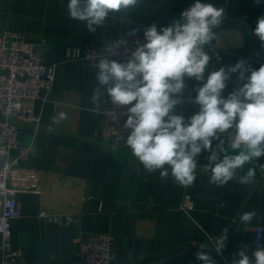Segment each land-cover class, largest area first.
Returning a JSON list of instances; mask_svg holds the SVG:
<instances>
[{
  "label": "crops",
  "instance_id": "crops-1",
  "mask_svg": "<svg viewBox=\"0 0 264 264\" xmlns=\"http://www.w3.org/2000/svg\"><path fill=\"white\" fill-rule=\"evenodd\" d=\"M68 0H0V28L22 32L26 39L40 48L46 63L56 64L50 99L36 102L40 125H21V140L31 149L21 170L33 171L37 180L30 190L20 192L23 216L12 220L11 246L22 252L21 264H81L77 256L79 241L90 232H109L114 236L116 259L112 264H202L197 261L199 245L210 247L227 229L228 239L216 262L229 264L241 246L252 259L255 229L264 227V172L254 161L255 182L241 185L236 179L223 186L210 184V172L204 165L208 152L197 157L196 179L191 186L174 183L171 176L162 181L159 172L148 173L130 149L111 145L98 139L102 114L90 97L96 84V69L79 61L66 60L70 49L114 39L120 32L143 30L156 23L158 31L180 18L195 0H143V8L128 17L113 18L108 26L90 33L83 22L71 20L67 14ZM224 9L223 23L214 42L226 44L228 52L211 66L234 65L243 59L259 69L255 57L264 48L252 35L259 17L264 16V0H201ZM187 85L183 104L176 114L193 115L198 105L188 103L202 84L185 78ZM237 76L224 91V96L238 87ZM105 97L101 109L108 103ZM64 113L65 119L52 124L51 118ZM216 142H213L215 146ZM20 170V168H19ZM23 173V171H22ZM19 171L9 183L18 184ZM190 194L193 207L179 206ZM70 214L75 217L64 225L40 217ZM255 210L257 217L243 224L239 216ZM131 253V260L128 254ZM2 254L0 252V264Z\"/></svg>",
  "mask_w": 264,
  "mask_h": 264
},
{
  "label": "clouds",
  "instance_id": "clouds-1",
  "mask_svg": "<svg viewBox=\"0 0 264 264\" xmlns=\"http://www.w3.org/2000/svg\"><path fill=\"white\" fill-rule=\"evenodd\" d=\"M66 7L71 20L83 22L90 33H96L111 19L142 9L143 0H68ZM224 15L223 8L195 0L169 26L159 31L156 23L147 26L143 30L146 42L131 51L128 59L118 62L106 55L89 56L96 69L90 97L95 110H101L106 97L114 106L115 120V108L130 106L124 113V128L131 132L124 143L144 170L158 171L162 181L171 176L177 185L191 186L197 157L206 151L204 167L210 172V184L223 186L233 179L241 185L255 182L256 166L244 169L264 157V65L253 69L241 59L234 65L211 66L206 47L217 38ZM136 33L131 30L127 35ZM252 35L264 48V16L258 18ZM125 44L126 40L116 38L102 42L104 53L113 56ZM234 74L239 86L225 97ZM186 77L202 82L194 89L195 97L187 101L198 105V111L187 118L176 114L177 106L185 102ZM65 118L59 113L51 121L57 124ZM258 167L264 172V164ZM256 217L252 210L239 219L247 225ZM227 239L225 229L211 247L199 245L197 261L215 264L213 252L221 254ZM128 256L131 260L132 254ZM237 256L232 264H252L244 246ZM253 257L254 264H264V248H257Z\"/></svg>",
  "mask_w": 264,
  "mask_h": 264
},
{
  "label": "built area",
  "instance_id": "built-area-1",
  "mask_svg": "<svg viewBox=\"0 0 264 264\" xmlns=\"http://www.w3.org/2000/svg\"><path fill=\"white\" fill-rule=\"evenodd\" d=\"M128 32H120L116 39L126 40V44L118 49V55L104 53L102 43H88L80 49H69L66 60L79 61L85 66L93 67L95 61L89 56L106 55L109 59L121 62L130 57L131 51L145 43L143 35L129 37ZM138 42V43H137ZM206 49L213 55L216 63L221 62L223 54L229 51L226 44L212 41ZM255 62L264 65V54L258 53ZM56 74V64L46 63L42 52L25 35L16 30L0 28V252L1 264H21L22 252L11 246L12 220L23 216L17 195L30 190L29 183L37 180V175L28 170H21V165L31 154V149L23 146L21 125H40V116L36 113L38 100L50 99ZM113 105L108 102L101 109V129L98 139L111 145L129 149L124 140L130 129L124 128L127 107L115 108L117 119L113 120ZM20 168V170H19ZM15 171H19L18 184L11 185L9 180ZM23 171V173H22ZM188 211L193 207L190 194H185L179 206ZM40 217H48L51 221L68 225L75 221L70 214L48 215L44 210ZM254 251L264 248V227L255 229ZM77 256L81 264H112L116 259L114 236L109 232H90L78 243ZM223 262L229 264L222 256Z\"/></svg>",
  "mask_w": 264,
  "mask_h": 264
}]
</instances>
